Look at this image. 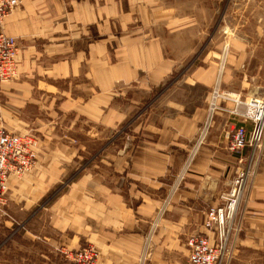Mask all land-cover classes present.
<instances>
[{
    "label": "crops",
    "instance_id": "0c3cea01",
    "mask_svg": "<svg viewBox=\"0 0 264 264\" xmlns=\"http://www.w3.org/2000/svg\"><path fill=\"white\" fill-rule=\"evenodd\" d=\"M0 31L19 47L0 128L38 138L34 166L8 184L0 264H76L64 251L84 244L95 264H188L186 238L240 170L228 264H264V141L230 153L229 131L251 124L231 98L209 108L214 90L264 94V0H22Z\"/></svg>",
    "mask_w": 264,
    "mask_h": 264
},
{
    "label": "built area",
    "instance_id": "2783aa9c",
    "mask_svg": "<svg viewBox=\"0 0 264 264\" xmlns=\"http://www.w3.org/2000/svg\"><path fill=\"white\" fill-rule=\"evenodd\" d=\"M22 0H0V24L3 18L16 10ZM18 44L14 37L0 31V82L14 79L18 74ZM221 96L231 98L234 108L231 114L249 121L251 127L247 130L243 124L234 125L228 133L227 150L235 155H240L246 146L259 147L264 141V94L261 97L240 99L228 93L212 92L210 111L216 108L215 99ZM208 123L200 129L187 164L193 157L198 146L204 141L207 133ZM38 138L32 133H12L0 128V211L7 204V193L9 181L20 179L35 164L36 147ZM185 166L177 174L168 194L165 196L164 204L157 216H161L164 207L171 195L177 190L184 179ZM246 179V171L237 172L227 189L220 196V202L209 206L206 210L204 220V232L190 235L185 240L187 248L188 264H228L232 257L231 237L236 235L239 227L234 224L239 207L241 195ZM21 224L17 223L19 227ZM155 223L152 224V229ZM148 240L145 241L140 261L146 260L148 256ZM65 256L72 259L76 264H95L98 251L92 244H84L70 251H64Z\"/></svg>",
    "mask_w": 264,
    "mask_h": 264
},
{
    "label": "rangeland",
    "instance_id": "374dc122",
    "mask_svg": "<svg viewBox=\"0 0 264 264\" xmlns=\"http://www.w3.org/2000/svg\"><path fill=\"white\" fill-rule=\"evenodd\" d=\"M182 76H185V75H181V74H179V75H174V78L172 79V80H174V79H176V78H179V77H182ZM150 102H152V100L150 101ZM150 102H148V103H146L144 106H142V107H140V111H139V113H141V112H143V109H145V108H147L148 107V105L150 104ZM128 128V126L126 125V126H124V127H122L121 129H120V131L121 130H125V129H127ZM109 142V141H108ZM78 173H79V170L77 169L76 171H74V172H72L71 174H70V178H74V176H76V175H78ZM176 174H178V173H176ZM175 174V176L173 177V179L171 180V182H170V186H171V184L174 182V180H175V178H176V175ZM157 222V221H156Z\"/></svg>",
    "mask_w": 264,
    "mask_h": 264
}]
</instances>
